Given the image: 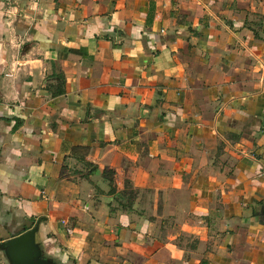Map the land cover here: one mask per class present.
Masks as SVG:
<instances>
[{
    "label": "crops",
    "instance_id": "1",
    "mask_svg": "<svg viewBox=\"0 0 264 264\" xmlns=\"http://www.w3.org/2000/svg\"><path fill=\"white\" fill-rule=\"evenodd\" d=\"M262 200L264 0H0V243L264 264Z\"/></svg>",
    "mask_w": 264,
    "mask_h": 264
},
{
    "label": "water",
    "instance_id": "2",
    "mask_svg": "<svg viewBox=\"0 0 264 264\" xmlns=\"http://www.w3.org/2000/svg\"><path fill=\"white\" fill-rule=\"evenodd\" d=\"M258 223L264 227V200L259 206ZM38 222L29 230L0 243V249L8 258L9 264H52L43 257L42 250L35 242Z\"/></svg>",
    "mask_w": 264,
    "mask_h": 264
}]
</instances>
